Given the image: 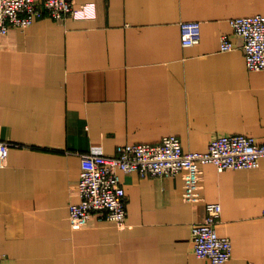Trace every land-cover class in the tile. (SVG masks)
<instances>
[{
	"label": "crops",
	"instance_id": "obj_1",
	"mask_svg": "<svg viewBox=\"0 0 264 264\" xmlns=\"http://www.w3.org/2000/svg\"><path fill=\"white\" fill-rule=\"evenodd\" d=\"M86 16L36 19L0 32V257L12 264H212L192 226L220 202L216 229L232 240L225 264H264V156L257 168L202 165L198 201L183 174L119 170L127 198L120 227L93 214L74 228L81 154L115 153L176 134L206 151L224 133L264 142V70L250 71L230 20L264 14V0H77ZM201 23L181 42L180 24ZM227 33L235 48L222 50Z\"/></svg>",
	"mask_w": 264,
	"mask_h": 264
},
{
	"label": "built area",
	"instance_id": "obj_2",
	"mask_svg": "<svg viewBox=\"0 0 264 264\" xmlns=\"http://www.w3.org/2000/svg\"><path fill=\"white\" fill-rule=\"evenodd\" d=\"M86 6L77 0H0V32L11 27L26 28L45 16L65 20L68 16H86ZM234 35L240 38L247 67L250 71L264 70V14L236 16L230 20ZM181 42L186 46L200 41L202 26L197 20L181 22ZM222 50L235 48L229 34L220 38ZM11 142L0 139V167L8 160ZM206 151L185 150L178 135L165 136L155 144L147 142L124 143L115 153L87 151L81 154L82 170L76 192L78 201L70 204L71 226L82 227L97 213L109 218L120 227L126 225L127 198L119 170L138 172L143 176L173 177L183 174L184 199L188 202L201 199L202 165L212 162L219 171L225 169L257 168L264 156V142L245 134L224 133L214 137ZM207 216L192 226L193 245L198 257L212 264H225L233 253L232 240L216 229L222 216L220 202H208ZM0 264H12L0 257Z\"/></svg>",
	"mask_w": 264,
	"mask_h": 264
},
{
	"label": "rangeland",
	"instance_id": "obj_3",
	"mask_svg": "<svg viewBox=\"0 0 264 264\" xmlns=\"http://www.w3.org/2000/svg\"><path fill=\"white\" fill-rule=\"evenodd\" d=\"M55 19V18H54ZM57 20V19H56ZM27 28V27H26ZM24 29V28H23Z\"/></svg>",
	"mask_w": 264,
	"mask_h": 264
}]
</instances>
